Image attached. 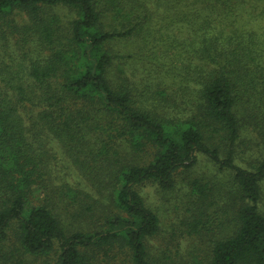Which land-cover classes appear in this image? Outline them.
Segmentation results:
<instances>
[{"label":"trees","instance_id":"16d2710c","mask_svg":"<svg viewBox=\"0 0 264 264\" xmlns=\"http://www.w3.org/2000/svg\"><path fill=\"white\" fill-rule=\"evenodd\" d=\"M179 184L186 264H264V0H0V264H183Z\"/></svg>","mask_w":264,"mask_h":264},{"label":"rangeland","instance_id":"374dc122","mask_svg":"<svg viewBox=\"0 0 264 264\" xmlns=\"http://www.w3.org/2000/svg\"><path fill=\"white\" fill-rule=\"evenodd\" d=\"M242 146L243 145H240L239 148H242ZM249 146L250 145H246L247 150L244 147L243 153L240 155L243 162H250L251 160L250 152L252 146ZM49 149L54 157L51 161L54 173L60 178H63V180L74 185V183L78 181L77 175L73 173L70 168H68V170L63 169L62 166H65L66 163L60 149L52 142L49 144ZM253 150L256 152L257 148L253 147ZM245 165L246 164L241 163V166ZM192 173L204 178V180L210 179L215 181L218 179L219 182L223 180L221 175H218L217 170L203 156H198V163ZM177 183H181L180 178H178ZM139 191L144 201L152 207L160 219V236L152 244L153 251L156 253L160 251H169L173 254L175 247L178 246L177 249L183 259L180 263L183 262V264H186V261H190L189 251L192 247L198 246L199 243L196 238H188L187 236H182L180 233L181 224H179V221L181 220L183 208L185 207V184H179L173 192L167 193L164 196L151 185L143 186ZM183 201L184 205H182Z\"/></svg>","mask_w":264,"mask_h":264}]
</instances>
